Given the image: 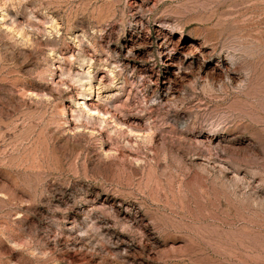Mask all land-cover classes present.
<instances>
[{
    "label": "rangeland",
    "instance_id": "rangeland-1",
    "mask_svg": "<svg viewBox=\"0 0 264 264\" xmlns=\"http://www.w3.org/2000/svg\"><path fill=\"white\" fill-rule=\"evenodd\" d=\"M0 264H264V0H0Z\"/></svg>",
    "mask_w": 264,
    "mask_h": 264
},
{
    "label": "bare ground",
    "instance_id": "bare-ground-1",
    "mask_svg": "<svg viewBox=\"0 0 264 264\" xmlns=\"http://www.w3.org/2000/svg\"><path fill=\"white\" fill-rule=\"evenodd\" d=\"M192 47L194 48V50H197V51L199 50V48H197L195 45H192Z\"/></svg>",
    "mask_w": 264,
    "mask_h": 264
}]
</instances>
